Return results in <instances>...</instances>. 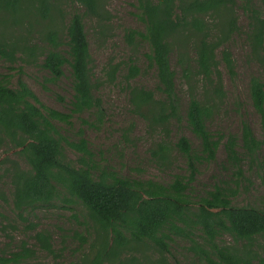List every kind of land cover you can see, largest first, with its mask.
Here are the masks:
<instances>
[{
  "label": "trees",
  "instance_id": "1",
  "mask_svg": "<svg viewBox=\"0 0 264 264\" xmlns=\"http://www.w3.org/2000/svg\"><path fill=\"white\" fill-rule=\"evenodd\" d=\"M236 1L135 0L134 15L143 28L125 29L124 40L131 49L140 44L148 47L145 57L155 71L156 85L153 90L131 85L128 101L149 131L164 136L149 151L155 165L169 170L174 152L184 161V174L176 173L160 183L129 178L101 165L81 128L72 140L64 131L71 128L73 119L92 126L81 117L92 116L98 124L103 118L83 19H92L100 32L107 31L104 0H0V21L9 25V33L0 30V57L10 64L18 60L16 54L28 62L40 59L39 66L49 82L61 79L67 67L72 90L69 109L62 112L39 101L23 81L21 68L14 84L11 75L0 77V168L9 171L12 206L19 216L56 203L83 208L90 221L87 233L91 243L79 264H168V247L175 238L187 241L205 264H264V247L260 246L264 207L233 205L235 192L221 185L202 195L192 193L199 166L214 161L222 140L209 130L208 123L224 97L221 67L230 78L236 75L227 49L240 32ZM241 1L250 55L264 65V0H258L261 7L255 0ZM67 3L83 11L69 13L65 24L63 8ZM20 27L23 31L16 32ZM34 39L41 48L31 43ZM173 54L188 85L183 111L170 64ZM118 70L119 66H109L111 79ZM139 73L136 64L130 63L126 78L134 79ZM249 98L259 118L261 140L243 121L240 143L230 134L223 144L236 185L244 176L245 164L248 170L262 165L264 82L257 77L250 78ZM172 123L185 126L197 147L183 134L168 143ZM67 149L74 159L66 155ZM12 151L15 160L3 157ZM0 199H5L2 192ZM224 235L240 243V248L222 243ZM33 239L35 248L20 241L15 250H0V264H47L39 257L43 253L56 259L48 232H35ZM86 241L82 238L81 245Z\"/></svg>",
  "mask_w": 264,
  "mask_h": 264
},
{
  "label": "rangeland",
  "instance_id": "2",
  "mask_svg": "<svg viewBox=\"0 0 264 264\" xmlns=\"http://www.w3.org/2000/svg\"><path fill=\"white\" fill-rule=\"evenodd\" d=\"M236 2L239 6L235 16L240 32L227 44V49L234 60L236 75L234 79L230 78L221 67L224 97L213 119L208 123L209 130L215 136H221L222 140L214 161L199 166L192 193L194 196L202 195L212 190L214 186L221 185L235 192L232 198L233 205L263 208L264 147L259 151L262 165L248 170L245 164L244 176L237 185L230 166L226 164L223 148L225 139L230 134L235 135L240 143V127L243 121L249 124L257 139L262 138L259 118L250 104L249 81L251 77H257L264 82V65L250 55L244 36L247 30V18L240 8L242 1ZM255 3L259 7L263 6L258 0H255ZM103 7L109 20L106 22L107 31L102 33L92 19H83L92 57L95 93L102 102L103 118L98 124L94 122L92 116H82L81 118L87 119L93 125H82L80 120L73 119L71 128H64V131H67L66 136L72 140L77 138V132L81 128L83 138L86 139L94 159L101 165L129 178L166 183L174 174H184V161L177 152H174L173 167L169 170H160L155 165L149 151L152 145L163 140L164 136L159 132L149 131L146 122L132 112L128 101L131 85L148 90H153L156 85L155 71L145 57L148 47L140 44L137 48L131 49L124 40L125 29L143 28L134 15L135 0H104ZM63 11L66 13L64 18L66 24L69 13L82 12L83 9L78 5L67 3ZM4 29L9 33V25L0 21V30ZM20 30L23 31V27L16 28V32ZM31 43H35L39 48L42 47L36 39ZM16 56L18 60L14 64L0 57V77L9 74L14 84L18 69L21 68L23 81L42 104L57 111L67 112L72 96L69 69L65 67V74L61 79L49 82L47 73L39 66L40 59L28 62L25 56L21 54ZM130 63L136 64L140 73L136 78L128 80L126 77ZM170 64L175 71L183 111L188 101V85L174 54L171 55ZM110 65L119 66L113 79L109 74ZM169 128L170 133L166 140L168 143H174L177 137L183 134L195 148L197 147V141L185 126L172 123ZM238 149L240 150V146ZM13 154L12 151L4 154L3 157L9 156L15 160ZM66 155L71 159L75 158L74 153L68 149ZM20 163L24 166L22 162ZM4 168L5 166L0 168V192L5 198L0 199V250H15L20 241H26L29 246L35 248L33 235L35 232L44 231L51 236L56 259L44 253L39 254L41 259L47 264H79L83 253L87 252L91 243L87 233L90 221L83 208L78 204L56 203L47 207L38 206L19 216L12 206L9 171L3 170ZM82 238L87 239L83 245H81ZM221 241L228 246L240 248V243H235L229 235L222 236ZM260 246L264 247V241L260 242ZM255 249L258 250V247L256 246ZM166 258L168 264H205L194 251L190 250L189 243L181 238H175L173 243L169 244Z\"/></svg>",
  "mask_w": 264,
  "mask_h": 264
}]
</instances>
